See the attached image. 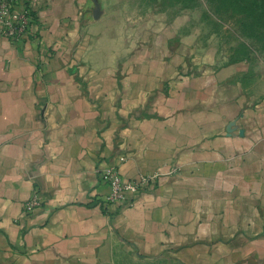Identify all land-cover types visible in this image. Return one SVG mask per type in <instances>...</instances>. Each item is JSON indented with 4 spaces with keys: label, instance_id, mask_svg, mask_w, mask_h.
I'll return each instance as SVG.
<instances>
[{
    "label": "crops",
    "instance_id": "obj_1",
    "mask_svg": "<svg viewBox=\"0 0 264 264\" xmlns=\"http://www.w3.org/2000/svg\"><path fill=\"white\" fill-rule=\"evenodd\" d=\"M32 13L21 46L0 36V264H264V75L184 12L140 25L122 0H34ZM110 168L158 177L106 206Z\"/></svg>",
    "mask_w": 264,
    "mask_h": 264
},
{
    "label": "rangeland",
    "instance_id": "obj_2",
    "mask_svg": "<svg viewBox=\"0 0 264 264\" xmlns=\"http://www.w3.org/2000/svg\"><path fill=\"white\" fill-rule=\"evenodd\" d=\"M122 1L128 8L133 7L134 19L140 25L147 21L154 25L172 22L184 12L182 22L190 23L202 39L213 37L221 51L250 60L254 69L264 75V0ZM116 264L178 263L171 259L147 260L122 252Z\"/></svg>",
    "mask_w": 264,
    "mask_h": 264
},
{
    "label": "built area",
    "instance_id": "obj_3",
    "mask_svg": "<svg viewBox=\"0 0 264 264\" xmlns=\"http://www.w3.org/2000/svg\"><path fill=\"white\" fill-rule=\"evenodd\" d=\"M34 0H0V36L19 47L31 34L34 23L32 6ZM158 174L140 175L134 180L125 181L117 169L110 168L102 173V179L110 188L103 200L106 206L120 203L131 204L132 198L154 184ZM41 199L34 191L23 205L24 214L29 215L41 206Z\"/></svg>",
    "mask_w": 264,
    "mask_h": 264
}]
</instances>
